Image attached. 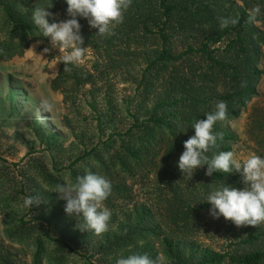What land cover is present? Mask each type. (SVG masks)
I'll use <instances>...</instances> for the list:
<instances>
[{
    "label": "trees",
    "instance_id": "1",
    "mask_svg": "<svg viewBox=\"0 0 264 264\" xmlns=\"http://www.w3.org/2000/svg\"><path fill=\"white\" fill-rule=\"evenodd\" d=\"M242 1L131 0L114 34L103 37L78 18L85 47L105 56L108 67L141 65L138 98L147 117L132 113L128 105L132 125L99 139L66 168H58L54 160L48 168L32 158L17 175L7 171L10 165L0 156V216L5 217L0 220V264H63L68 256H79L83 264H116L118 257L131 253L164 254L169 264H264V223L240 227L242 234L236 238L241 246L225 252L203 247L190 236L194 220L209 211V203L202 201L207 193L220 183L242 188L240 174L207 176L205 165L188 180L177 164L183 142L194 135L191 124L205 119L218 101L228 106L226 118L214 126L223 139L208 155L233 151L238 136L224 124L238 118L258 94L264 36L257 22L264 25V0ZM48 6L50 12L71 18L65 0H0V62L21 56L33 40L47 39L32 23L31 12ZM97 77L78 65L61 63L52 87L66 89V101L72 100L70 92L76 87L97 88ZM44 135L47 142L57 143L56 136ZM85 161L91 164L85 166ZM86 170L112 183L104 202L112 211L109 230L99 236L82 231V217L67 215L66 201L54 191L58 183L75 181ZM142 172L157 178L154 205L137 200L128 182ZM28 195L42 202L26 209L22 202ZM17 244L31 250L30 263L16 251Z\"/></svg>",
    "mask_w": 264,
    "mask_h": 264
},
{
    "label": "rangeland",
    "instance_id": "2",
    "mask_svg": "<svg viewBox=\"0 0 264 264\" xmlns=\"http://www.w3.org/2000/svg\"><path fill=\"white\" fill-rule=\"evenodd\" d=\"M234 1L243 4L242 0ZM55 18L57 21L69 19L62 12L56 13ZM84 22L87 23V20ZM257 26L264 36V25L257 22ZM41 41L37 44V40H33L24 54L11 61L0 62V156L10 165L7 171L17 175L29 166L26 162L32 158L48 168L54 161L58 168H66L86 148L98 144L99 139L106 140L115 131L125 132L133 123L128 108L140 118L147 117V108L138 98L141 65L113 69L106 65L105 56L103 58L91 47H86L83 63L78 66L98 75V86L76 87L70 92L73 99L66 101V89L55 90L52 87L61 68V63L57 64L60 54L58 50L42 54L43 48L50 47V43L48 39ZM97 64L101 65L103 73L99 74L96 70ZM260 69L263 74L257 85L258 94L238 118L224 124L238 136L233 145V152L238 157H246L253 152L258 155L264 153V37ZM45 103L51 105L50 109L44 108ZM113 107L116 111L112 110ZM40 119L44 120L43 124ZM36 128L41 130V135ZM44 133L56 136L57 143L47 142ZM14 163L20 165L16 167ZM0 164L3 165L1 161ZM90 164V161L84 162L85 166ZM63 173L68 177L69 171ZM156 179L155 173L147 175L146 172L129 178L137 200L155 204L158 200V195L154 193ZM199 215L200 220H194L195 228L190 233L198 244L221 252L241 246L238 244L240 239L236 238L237 234H242L240 227L231 222L230 228L228 220L222 216L214 219L209 211ZM4 219L1 215L0 220ZM15 247L30 263L31 250L23 244ZM84 262L79 256H68L63 264ZM43 264L52 262L45 260Z\"/></svg>",
    "mask_w": 264,
    "mask_h": 264
},
{
    "label": "clouds",
    "instance_id": "3",
    "mask_svg": "<svg viewBox=\"0 0 264 264\" xmlns=\"http://www.w3.org/2000/svg\"><path fill=\"white\" fill-rule=\"evenodd\" d=\"M65 3L70 19L57 21L48 6L35 7L31 12V20L39 29L41 37L47 38L50 43V47L43 48L42 54L58 50L60 55L57 64L79 65L83 63L86 47L78 18L86 19L91 28L97 29L95 34L98 36L113 35L115 27L123 22L124 13L130 7L131 0H65ZM227 23L223 22L225 25ZM232 23L236 21L233 20ZM41 42L37 40L36 43ZM50 107V104H44L46 110ZM227 111L226 102L218 101L214 110L205 114V119L195 120L191 124L194 135L183 142L184 150L177 164L188 180L198 168L205 165L207 176L216 172H238L242 178V188L220 183L202 201L209 203V214L214 219L222 216L238 228L255 227L264 223V156L253 152L246 157H238L233 151L213 152L211 157L208 155L212 149L218 147V140L223 139V134L215 132L214 126L226 118ZM40 123L43 124L44 120L40 119ZM54 191L59 194L60 199L66 201L64 210L67 215L75 216L77 220L82 217L78 226L82 231H92L99 236L109 230L112 211L104 203L112 192V183L108 178L86 170L75 181L65 180L58 183ZM41 202V198L28 195L23 199L22 206L31 209ZM116 264L169 262L164 254L152 257L147 253H131L118 257Z\"/></svg>",
    "mask_w": 264,
    "mask_h": 264
}]
</instances>
